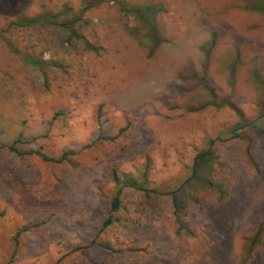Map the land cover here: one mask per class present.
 <instances>
[{
  "label": "rangeland",
  "instance_id": "1",
  "mask_svg": "<svg viewBox=\"0 0 264 264\" xmlns=\"http://www.w3.org/2000/svg\"><path fill=\"white\" fill-rule=\"evenodd\" d=\"M0 264H264V0H0Z\"/></svg>",
  "mask_w": 264,
  "mask_h": 264
},
{
  "label": "trees",
  "instance_id": "2",
  "mask_svg": "<svg viewBox=\"0 0 264 264\" xmlns=\"http://www.w3.org/2000/svg\"><path fill=\"white\" fill-rule=\"evenodd\" d=\"M127 11L129 13H133V14L137 15V17H139L146 24L152 23V25L150 27V33H151L150 38L152 39L151 43H154L155 46H158L159 43L161 42L160 30L154 24V21L152 22L150 20L149 14L147 12H144L140 7H136V8L134 7L132 9H128ZM42 18H44V17L37 16L36 18L27 19L25 22H19V23L20 24H24V23L33 24V23L38 22ZM45 18L47 19L48 16H45ZM57 19H58L57 15H52L50 21H52V23L58 24L59 22L57 21ZM67 25L69 26L70 24L67 23ZM70 27L74 29L73 26H70ZM244 125L240 124L239 127H242ZM210 142L211 143H210V146L208 148L200 151L196 155V157L194 159V163L191 167L192 172H191L190 180L197 181L201 185H205L207 183V176L206 175H207V173H210L212 171L211 168H212L213 163L215 162V160L217 158L216 152L213 148L214 140H211ZM9 148L11 150L18 151L14 145H11ZM36 153L38 155H40L44 160L54 161V162H58V163L66 160L65 155L61 156L60 158H50L46 154L42 153L41 151H37ZM124 175L126 176V174H123V176ZM112 176L114 179V183L116 184V187H117V190L112 195L110 202H109L110 207L113 211H117L121 208V205H122L121 204V195H122V191H123L124 186H132V187L141 189L142 191H144V193L147 196H150L152 192H158V190L148 188L143 182H139L138 180H136L135 178H133L131 176L122 177L121 175L117 174L116 171H114ZM170 193L173 197L174 206L176 208L177 220H178V222H180L181 218L179 216V209H180V206L182 205L181 192H180V190H171ZM111 223H112L111 219L106 220L104 223V227L108 226ZM180 227H183V224H181ZM28 229H29V226H26L22 230H19L15 235V240L17 241L18 237L21 235V233L28 230ZM259 235H260V231L256 234V237L253 238V240H252L253 243L258 242Z\"/></svg>",
  "mask_w": 264,
  "mask_h": 264
}]
</instances>
